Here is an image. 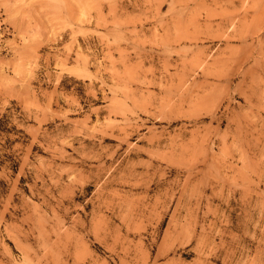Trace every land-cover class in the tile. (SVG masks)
Returning a JSON list of instances; mask_svg holds the SVG:
<instances>
[{
	"label": "rangeland",
	"instance_id": "rangeland-1",
	"mask_svg": "<svg viewBox=\"0 0 264 264\" xmlns=\"http://www.w3.org/2000/svg\"><path fill=\"white\" fill-rule=\"evenodd\" d=\"M0 264H264V0H0Z\"/></svg>",
	"mask_w": 264,
	"mask_h": 264
}]
</instances>
